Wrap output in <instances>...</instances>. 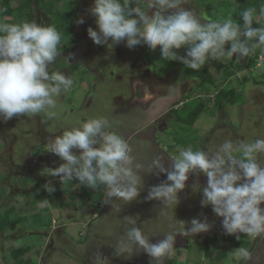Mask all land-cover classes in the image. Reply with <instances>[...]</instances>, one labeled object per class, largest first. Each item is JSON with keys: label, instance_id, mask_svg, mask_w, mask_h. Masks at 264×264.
<instances>
[{"label": "rangeland", "instance_id": "1", "mask_svg": "<svg viewBox=\"0 0 264 264\" xmlns=\"http://www.w3.org/2000/svg\"><path fill=\"white\" fill-rule=\"evenodd\" d=\"M25 2L26 0L10 2V7L15 10L9 18L0 14V22H25L26 17L23 15L25 13L18 11L19 9L16 10L19 5ZM93 2L94 0H62L56 3V8L60 12H73L74 28L68 31L64 40L60 41L58 55L50 65V71L63 73L72 78L74 84L70 90L61 93L58 107L51 110L55 112V116L50 118L46 113L41 112L35 115L14 116L6 122L0 120V218L8 215L11 221L19 220L17 226L6 227L0 236V264H26L28 261L29 264H80L79 262L83 263L84 261L92 264L99 254L112 256L109 259H102L96 264H125V254L117 257L114 252L118 242L114 224H116L115 220H119L117 215L128 209L134 212L135 218L130 215L127 219L135 220V223H137L136 219H139L140 221L135 226L139 227L147 237L149 232L153 235L152 237L174 231L182 232V227L185 224L180 221L183 222L188 216L183 209L185 203L182 197L176 208L175 205L164 206L161 212L154 214L153 209L148 208L145 203L147 190L145 191L146 196L138 197L134 200L135 203H126L118 198L107 201L104 185H98L92 189L75 180L62 181L60 177L49 176L43 170L44 168H55L65 163L58 156L48 152L51 139L60 135L63 130L78 126L81 121L90 117H105L109 121V131H115L120 125L121 129L119 127L116 130L123 132H125L124 121L129 119L127 128L131 129H127V133L130 132L129 130L141 129L146 124L154 122L151 124L152 126H160L163 129L162 132L158 131L156 134L159 146L170 155L167 157L164 154L161 157L168 165L179 157L180 151L198 150V142L212 131L220 120L218 117L216 118L218 114L225 113L230 117L229 120L234 129L240 131V141L250 140L249 131H255L256 128V132L264 131V125L254 126L255 123L252 122L254 120L253 110L249 109L250 105L253 108L260 106L261 100L260 102L257 100L263 92L257 83L264 84V65L259 72L261 79H258V72H254V68L249 69L250 64L248 63L249 61L254 63L259 55L264 59V45L253 49L248 56L233 55L231 58L225 56L206 60L201 69H207L210 72L217 86H207L210 89L206 88L204 89L206 92L202 91L205 92V95L211 96L217 90L223 92L233 90L236 94L235 99L232 100L234 104L229 105L225 99H221L220 103L224 106L222 107L223 111L218 112L217 110L214 113L212 106L216 100L206 99L202 104L204 107L202 113L199 114L193 126L188 127L182 119L185 118L186 113L191 111V108H195L199 103L197 98L194 99L196 94H193V99L179 107L178 111L180 112L177 116L180 122L168 123V129L167 123L165 124L167 118L165 116L170 107L168 105L175 99L173 96L176 98L180 96L177 102H181L183 99L185 100L188 95L186 93L191 89L192 92L202 93L198 86L200 81L197 79L187 80L185 69L190 68L178 61L161 59L159 48L152 51L146 45L141 44L129 49L124 42L111 47L110 39L109 45L106 46L94 44L87 35L89 27L97 30L95 17L88 11ZM121 2L123 3L124 0ZM151 2L152 0H129V6H140L151 14L153 11L149 8ZM180 6L192 11L201 23L231 19L240 26L243 25L242 12L252 8L255 10L252 26L264 28V11H262L264 0H248L245 4L232 0H182ZM1 8L0 0V13ZM31 9L34 22L52 25L53 19L44 16L35 2ZM81 18L84 20L83 24L78 23ZM63 31L64 27L58 25V32L63 35ZM252 43L255 41H250L249 47ZM228 47L230 45H226V49ZM185 54L186 49L178 50V55ZM72 65H77L76 73L70 70ZM147 69L151 74L149 79ZM111 71L113 75H110ZM159 76L161 77L159 78ZM146 78L148 79L147 83ZM94 79L97 81L94 82ZM166 95L168 96L166 97ZM146 96L149 98L146 99ZM243 105H248L247 108L245 106V111L249 110L245 116H242L240 111ZM243 119L245 121L247 119L246 123ZM137 120L142 122L138 125ZM132 122H134L133 125H130ZM124 138L127 142L129 141V137L124 136ZM130 146L132 148L131 155L134 157V147ZM214 147H216L215 151L219 148L218 145ZM145 149H148L147 145H145ZM73 151L79 155V150ZM151 163H147L146 159L141 156L139 159L134 158V164L144 166L140 169L144 187L145 179L151 182L152 186L155 184L153 178L156 175L147 174L145 171ZM159 178L164 181L167 179L166 174L163 173L159 174ZM46 183H50L54 187L59 183L60 190L62 189L60 197H57L56 200L48 199L49 207L45 196L48 193L50 197L53 193L46 191ZM152 186L149 185V187ZM43 191L45 195L42 194ZM195 199L199 204L201 199L198 195ZM104 205H107V210L102 213L103 215H100L99 230L96 232L91 230L87 234L86 226L93 221L94 224H97L95 220L98 219L96 218L98 210L102 207L104 209ZM97 206L100 208L97 209ZM196 208L197 216L201 210H206L201 206ZM189 213V217L193 219L194 213L192 211ZM20 218L24 220H20ZM52 219H54L53 222ZM132 226L130 223L126 228ZM55 227L60 228L56 232H50L52 235L50 238L43 234V230ZM60 229H64L62 234ZM89 234V239H87ZM186 241L189 245L192 244V250L188 252L187 262L184 264H208L203 259L204 246L201 241L196 237L186 239ZM52 242H55L56 246L64 247L74 256V259L63 254H53L48 257L44 251L46 249L48 251ZM218 246L220 245L213 246L210 250L211 255L215 254ZM25 247L30 250L21 259L14 261L11 257V250ZM235 249L226 258V263H232ZM134 251L138 253V250L134 249L132 255L127 254V264H132ZM180 253V258L183 259L184 253L182 251ZM41 254H44L42 259L40 258ZM226 255L228 256V254ZM136 256L139 263L140 256ZM220 256L226 257L225 253H221ZM45 258L47 259L44 261Z\"/></svg>", "mask_w": 264, "mask_h": 264}, {"label": "clouds", "instance_id": "2", "mask_svg": "<svg viewBox=\"0 0 264 264\" xmlns=\"http://www.w3.org/2000/svg\"><path fill=\"white\" fill-rule=\"evenodd\" d=\"M182 0H152L151 14L140 6H129V0H94L88 9L95 17L96 29H87L88 37L96 45H118L129 49L146 45L150 50L159 48L161 59L178 61L192 70L200 69L208 60L233 55L248 56L256 47L264 45V28H254V9L242 12L243 25L231 19L201 23L190 10L182 8ZM264 11V9H262ZM78 23L83 24L81 18ZM61 34L54 25L36 22H0V120L14 116L46 113L55 116L62 92L73 87L72 78L61 72H51L50 65L58 55ZM255 41L249 47V42ZM226 45H230L226 49ZM186 54L178 55V50ZM149 98L146 96V99ZM177 123V122H176ZM105 117H90L54 136L49 144L50 153L65 163L55 168H44L49 176L62 181H78L95 189L104 185L109 199L118 198L126 203L136 200L141 193L144 166L134 164L132 148L122 135L109 131ZM73 150H79L77 155ZM167 157L168 154L164 153ZM264 139L252 142L226 140L217 151L182 150L170 168L154 158L145 170L147 174H166V181L150 187L146 200L159 201L165 207L179 204V193L185 189L189 173H203L208 178L202 191L201 207H212L222 218L225 234L255 236L264 234ZM155 169V171H153ZM45 189L53 193L50 183ZM46 203V202H45ZM126 229L114 249L115 255L133 254L143 250L154 264H163L172 254L177 234L168 233L157 243L135 226ZM183 224L185 222L180 221ZM207 219L193 218L185 234L210 231ZM237 258L247 262L251 253L244 247L234 250Z\"/></svg>", "mask_w": 264, "mask_h": 264}, {"label": "flooded vegetation", "instance_id": "3", "mask_svg": "<svg viewBox=\"0 0 264 264\" xmlns=\"http://www.w3.org/2000/svg\"><path fill=\"white\" fill-rule=\"evenodd\" d=\"M143 62H145V61H143ZM147 71H148V79H149V78H151V74L149 73L148 69H147ZM110 75H113L112 71L110 72ZM185 75H186L187 80L191 79L187 76L186 73H185ZM160 77L161 76H159V78ZM148 79L146 78V83H147ZM96 81L97 80L94 79V82H96ZM189 86H190V84H189ZM198 86H200V84H198ZM162 89H164V88H162ZM207 89H210V88H207ZM211 89H213V88H211ZM202 90H204V89H202ZM202 90L200 89V92H202V93H199V92L195 93V92H192L193 90L191 89L190 92L186 93L188 95L185 97V100L183 99L181 102H177V100L180 99V96H178V98L173 96V98H175V99L173 102H171L170 105H168L170 107L168 108L167 115L165 116V117H167L165 120V124L167 123L168 129H169L168 123L170 124L173 122L174 123L177 122V115L180 112L178 110H179V107L181 106V104H184V105L187 104L189 102V100L193 99V97H192L193 94H196L194 99L197 98L199 100V102L203 103V102H205L204 100L209 99V98L216 100V97L220 92L219 90H217L214 93V95L207 96L204 94L206 92V90H204L205 92H203ZM166 96H168V95H166ZM214 96H215V98H214ZM245 106L246 105H243L241 108L242 110H240L242 116L245 114V112H244L246 109ZM212 107L214 108L213 112L215 113V112H217V110H218V112L223 111L222 107H224V106L222 105V103H220L219 101L216 100V103L213 104ZM252 109H253L252 114L255 117L256 116V110H255L256 107L254 106V108L252 107ZM222 114H218L216 116V118L218 117L220 119L221 118L220 116H222ZM263 121H264V119H263ZM263 121H262V123H263ZM129 122H130L129 119L124 121L123 126H124L125 132L116 130L119 127L121 129L120 125L117 126V128L115 129V132L122 135L123 138H124V136L129 137L128 142L130 145H132L134 147V158L139 159L140 156L144 157L146 159L147 163H151L154 158H158L160 160L161 164L165 168H170L171 167L170 165H172V163L174 161H172V163H170V165H168L161 158L162 155H164V153L166 151H164V149L159 146L160 144H159V140L157 139V134H156V133H158V131L162 132L163 129H161L160 126H154V125L152 126L151 124H153L154 122H151L150 124H146L145 126L141 127V129L140 128L139 129H132V130H129L130 131L129 133H127V129H131L130 127L127 128V124ZM141 122L142 121H139V120L136 121V123L138 125ZM133 123L134 122H132V124H130V125H133ZM136 123H135V125H137ZM259 124H261V123H259ZM255 125H256V123L254 124V126ZM216 127H217V124L212 131L207 133L206 136L198 142L197 146H199V147H198L197 151L203 150V151L211 154L212 152L213 153L215 152V150H214V148H216V147H214L215 145L220 146L226 140H231L233 142L240 141V139H239L240 131H237L236 129L231 128L229 126V123L227 120L223 123L222 127L220 126V129H222V131H218L217 130L218 128L216 129ZM256 130H257V128L255 129V131H249L250 132L249 133V139L250 140H246V141L241 140V141L251 142V141H254L256 139H264V131H257L256 132ZM145 145L148 146V149H145ZM257 159L260 162H264V154H259ZM144 181H145V183L143 185H145V187L141 186V193H140L139 198L143 197L145 195V191L146 190L148 191V189L150 188L149 185L150 186L153 185V184H151V182H148L146 179ZM153 181L155 183L154 185H157V184L161 183L160 181L163 182L164 180L159 178V176H156L155 178H153ZM207 183H208V178L203 173H200V174L189 173V178L186 181L185 189L178 194L179 199L182 197V199L185 203L183 205V209H184V211H186V215H188V216L186 217V220H184L183 222H186V224L182 227V232H180V231H174L173 232V233L177 234L176 243L174 245V251L172 252V254L170 256H168L164 259L163 264H176V263H183L184 264V263H186L187 262V254L189 251L192 250V244L189 245L188 242L186 241V239H190V238H194V237L198 238L201 241L202 245L204 246V252H203L204 257H203V259H204V261H207L208 264H211V263L212 264H228V263H226V261H227L226 258L230 256V253H231V251H233V249L239 248V247H244V248L248 249V251L251 253V259L249 261L245 262V261H243V260H241V259H239L233 255L231 264H264V234L249 236V235L241 233V234H239L240 238L238 240L236 239L235 236H230V235L225 234L224 229L222 228V218L217 217L213 213L212 207L210 205H209L210 207L208 209H206L205 207H202V208H205L206 210H201V213H198L199 214L198 216L196 215V209H197L196 207L197 206L200 207L201 204L199 203L200 204L199 205L196 202L197 200L195 198L198 195L199 199H202V191H200V189L206 187ZM197 187H199L200 189ZM45 198L47 199L46 201H47L48 207H49L50 202L48 201V199L54 198L56 200L57 197L55 198V197L45 196ZM106 199H107V201L110 200L108 198V196L106 197ZM182 199H180V200H182ZM133 202L134 201H132L131 203H133ZM145 203L148 206V208L153 209L152 212H154V214L161 212L163 210V207H164L161 204V202L155 201V200H152V201L146 200ZM261 206L264 207V205H261ZM48 207H47V209H48ZM99 208L100 207L97 206V209H99ZM105 210H107V205H104V209L102 207L101 209L98 210L99 217L97 215L96 218H98V219L95 220V223H97V224H94V221L92 220L93 222H90L86 226V233L87 234L91 230H93L95 232L99 230V227L101 226V225L99 226V224L101 222H99L98 220L100 218V215H103L102 213ZM190 211H192L194 213V215H193L194 218H199L201 220H204L206 218L207 221L210 224H212V228L210 229V231H208L206 233L196 234V235H194V234L182 235L181 233L185 232L186 227H190V221L192 220L191 217H189ZM115 213H117V211H115ZM130 215H133V217L135 218L134 212H132L131 209L125 210L122 213L117 215L119 220H115L116 224H114L115 225L114 227L116 230L115 236H117V241H120L122 239V237L125 236V231L127 229L126 226H127V224H128V226L130 225V222H129L130 219H127V217ZM51 221L53 222L54 219H52ZM136 221H137V223H135V225H137L140 220L136 219ZM161 226H163V225H161ZM59 228L60 227H55L53 229L43 230L44 231L43 234L50 238L52 236L51 233L53 231L56 232V230ZM63 230L60 229L61 234L64 232ZM57 234H59V233H57ZM89 236H90V234L87 235V239H89ZM152 236L153 235L151 234V232H149L148 237H149V240L151 243H157L160 239L164 238V235H162V234L158 235V236H154V237H152ZM211 236H213V237L210 238ZM210 239H212V240H210ZM78 243H79V241H78ZM215 244H218L220 246H218V249L215 251V254L211 255L210 250L213 248V246ZM108 247H109V245H108ZM206 250H208V252H207L208 254H206ZM181 251L184 253L183 259L180 258V256H181L180 252ZM44 253L46 255H48V257H50L53 254H61V255L63 254L70 259H74V256L70 252L66 251L64 249V247H62V246H59V245L56 246L55 242H52L51 245L48 247V251L46 249L44 251ZM134 253H135V251H134ZM221 253H225L226 257L220 256ZM226 254H228V256ZM43 255L44 254H41V256H40L41 259L44 258ZM136 255L140 256L141 262L140 261H139V263L137 262V260H136L137 256ZM111 256L112 255H110V257ZM110 257L106 256L105 254H99L97 256V258L94 259V261L96 260L95 264L98 261L100 262V260H102V259L105 260V259H109ZM46 259L47 258H45L43 260L45 261ZM94 261H92V264H94L93 263ZM131 261H132V264H154V261L152 260V258H150L146 253H144L143 250H138V253H135L133 255ZM79 263L80 264H83V263L88 264V262H85V261L83 263L82 262H79ZM125 264H127V254H125Z\"/></svg>", "mask_w": 264, "mask_h": 264}, {"label": "trees", "instance_id": "4", "mask_svg": "<svg viewBox=\"0 0 264 264\" xmlns=\"http://www.w3.org/2000/svg\"><path fill=\"white\" fill-rule=\"evenodd\" d=\"M13 0H1L2 3V8H1V15L3 17H10L11 14L14 12L15 9H12L10 7V2ZM62 0H26L25 3L19 5L16 10L22 11L27 22H34V17L32 13V4L35 2L40 10L41 13H43L44 16L49 17L53 19L52 25L56 27L58 30V25H61L64 27L63 35L61 34V41L62 39L64 40L67 37L68 31L72 30L74 28V23L72 21V13L69 11L65 12H60L56 8V3L61 2ZM65 1V0H64ZM233 2L240 3V4H245L248 0H232ZM64 9V8H63ZM9 23V22H6ZM252 62H250L251 64ZM70 70L74 73L77 71V65H72L70 67ZM185 73L187 76L191 79H197L200 81V89H206L208 87H216V81L211 77L210 72L207 69H198V70H192V69H185ZM208 86V87H207ZM235 91L233 90H228V92H223L222 90L219 92V94L216 97V100L221 102V99H225L226 103L229 105H233L234 102L232 100L235 99ZM204 103L199 102L197 106L194 109H191L188 113H186L185 118L182 119L183 123L186 124L188 127H192L193 124L196 122L198 116L200 113H202L204 107ZM181 119V118H180ZM177 122L179 123V117L177 116ZM182 122V121H181ZM61 185L57 183L55 185V191L53 194L50 195V197H59L61 193ZM44 192V191H43ZM45 195V193H43ZM48 196V193L46 194ZM49 197V196H48ZM20 220H24L20 218ZM19 220L11 221V219L8 217V215H4L3 217L0 218V236L4 233L5 228L8 226H17ZM40 222V220H39ZM30 249L25 247L22 249H17V250H11V257L14 261H17L22 258L26 252H28ZM208 250H206V254ZM29 264V261L26 263Z\"/></svg>", "mask_w": 264, "mask_h": 264}, {"label": "crops", "instance_id": "5", "mask_svg": "<svg viewBox=\"0 0 264 264\" xmlns=\"http://www.w3.org/2000/svg\"><path fill=\"white\" fill-rule=\"evenodd\" d=\"M250 62L251 61H249L248 63L250 64ZM264 65V59H263V56H261V55H259L258 57H257V59L254 61V63H251L250 64V67H249V69H251V68H254L253 69V71L255 72H258V79H261L260 78V75H259V72H261V67ZM258 84V86H259V88L262 90V96L260 95V98L257 100V102H260V100H261V103H260V106L258 107H256V116L253 118L254 120H252V122H255L256 123V125L258 126V125H264V121H263V119H264V101H263V98H264V84H262L261 82H258L257 83ZM167 97V96H166ZM248 107V105L246 106V108ZM191 109H194V108H191ZM249 109H251V110H253L252 109V106L250 105V107H249ZM250 110V111H251ZM247 111H249L248 109L246 110V111H244L245 113H247ZM244 116H245V114H244ZM221 118H220V120L217 122V127H216V129L218 130V131H222V129H220V126L222 127V125H223V123L227 120L228 121V123H229V126L231 127V128H234V126L232 125V123H231V121L229 120L230 119V117H228V115L227 114H225V113H223L222 114V116H220ZM245 119V118H244ZM243 119V120H244ZM246 121H247V119H246ZM246 121L244 120V122L246 123ZM262 121H263V123H262ZM259 123H261V124H259ZM253 125V124H252Z\"/></svg>", "mask_w": 264, "mask_h": 264}]
</instances>
